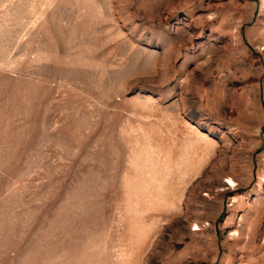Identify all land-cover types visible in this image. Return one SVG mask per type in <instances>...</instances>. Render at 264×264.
Masks as SVG:
<instances>
[{"label":"rangeland","instance_id":"1","mask_svg":"<svg viewBox=\"0 0 264 264\" xmlns=\"http://www.w3.org/2000/svg\"><path fill=\"white\" fill-rule=\"evenodd\" d=\"M0 264H264V0H0Z\"/></svg>","mask_w":264,"mask_h":264}]
</instances>
